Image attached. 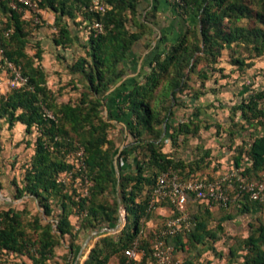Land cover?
Returning <instances> with one entry per match:
<instances>
[{
  "label": "trees",
  "instance_id": "trees-1",
  "mask_svg": "<svg viewBox=\"0 0 264 264\" xmlns=\"http://www.w3.org/2000/svg\"><path fill=\"white\" fill-rule=\"evenodd\" d=\"M92 2L38 1L42 11L55 13L53 41L57 47L72 48L79 41L66 19L78 25L75 18L80 15L89 28L87 42L80 44L84 55L80 54L70 66L71 74L79 76L77 81L82 84L79 97L59 103L48 86L42 48L37 44L33 55L27 51L32 41L26 28L30 21L12 9L8 0L3 1L8 16L0 30L3 49L0 64L8 60L20 67L27 84L0 95V123L4 121L10 129L22 124L28 134L36 133L34 155L22 185L14 182L15 198L37 200L47 217L53 215L54 207L58 214L56 220L35 216L28 221L23 210L0 209V261L13 252L30 261L15 264H48L67 235L74 248V240L83 230L115 228L122 207L127 218L123 228L115 233H102L84 264H109L112 257L122 264L124 250L135 242L144 251L141 262L135 264H155L151 245L157 230H146L155 218L150 200L158 176L172 169L183 180H190L201 177L199 172L210 163L208 154L186 160L165 152L166 140L177 148L181 138L187 141L211 127L221 128L219 124H207L202 107L194 104L209 92H216L209 87L213 78L218 83L216 74H222L225 79L230 77L223 75L225 70L218 67L225 52L228 64L236 69L234 73L242 72L246 76L264 58V0H183L172 8L178 16L190 21L178 35L162 31L159 39L161 29L156 20L159 0L150 3L102 0L104 12L91 11ZM94 21L102 25V32L96 33L91 28ZM9 30L11 33L6 36ZM156 39L157 44L152 45ZM141 47L152 51L132 74L131 55ZM246 93L231 107L230 120L235 122L233 117L240 113L243 122L236 123L240 130L257 125L264 128V84L253 90L247 88ZM185 97L194 108L179 120L175 109L190 108L184 103ZM45 110L52 112L54 119L48 118ZM116 126L121 127L123 141L127 142L118 159L120 178L114 166L120 146L110 137V130ZM79 146L84 149L88 197L79 195L75 183L68 187L57 182L60 174L75 169L71 153ZM130 158L132 166L120 165L122 159ZM233 160L246 180L261 179L264 133L238 148ZM80 174L78 171L75 177ZM236 189L238 192L237 184ZM196 205L188 213L189 231L166 240L175 257L178 252L186 254L182 264H197L208 250L226 258L225 264H264V222L259 220L248 224L247 236L229 238L226 255L216 252L214 247L224 238L228 221L247 219L257 214V210L264 211V206L243 194L232 198L229 205L236 207L235 215L215 218L210 209L212 204L197 200ZM157 207H168L171 211L168 218L177 215L168 201L157 203ZM130 214L136 216L133 223ZM73 217L78 219V230L72 223Z\"/></svg>",
  "mask_w": 264,
  "mask_h": 264
},
{
  "label": "rangeland",
  "instance_id": "rangeland-1",
  "mask_svg": "<svg viewBox=\"0 0 264 264\" xmlns=\"http://www.w3.org/2000/svg\"><path fill=\"white\" fill-rule=\"evenodd\" d=\"M151 0H148V3H150ZM51 13L50 10H46ZM3 17L0 18L1 22H4L2 20ZM25 20L30 21V23L27 25V30L30 32V38L31 43L28 45L27 51L33 55L36 52V45H40V47L43 50V53L48 52L50 60L46 62L48 64V86L55 92L57 96V101L59 103L61 102H68V101H75L80 94V91L82 89V84L78 82L79 76H73L71 74L70 66L74 63L76 58L78 56L84 55V49H82L79 53H72L71 50H65L61 47L58 49L55 47V49L52 51L51 46L49 44L50 40L52 39V36L55 35V29L53 26H48L44 21L46 19H43L41 17V23L35 24L31 18L25 17ZM82 20L81 25V31L82 33L88 32L89 28H87V23ZM70 22V21H69ZM88 39V33L87 37ZM159 39V38H158ZM158 39L155 41L158 42ZM49 40V41H48ZM154 41V42H155ZM154 42L152 45H154ZM157 44V43H156ZM45 47V49H43ZM152 49H146L145 47H141L137 50L135 55H131V61H132V74L137 72V66H139L140 61H145L147 59L146 56H148L151 53ZM55 55L58 56L57 62L54 63V57ZM148 60V59H147ZM261 62H264V58L260 60ZM229 63L228 54L225 52L224 56L221 58V61L218 65V67L223 68L225 71L223 72V75L230 76L229 78L225 79L222 77V74L218 73L216 74V80H218V83H214V78L209 81V87L215 88L216 92L219 91H225L227 89L236 88L239 89L241 87H247L249 89H256L259 86H262L264 84V68L258 73L255 72L253 74H250L248 76L244 75L242 72H236L235 67L231 66ZM1 69L4 71H7L2 64H0ZM8 72V71H7ZM10 78V74L7 73V75ZM1 82V81H0ZM195 86L198 85V82L194 84ZM184 103L190 107V101L188 97L183 98ZM234 101H232L230 98H224L222 102H220L223 105H220V103L214 104L213 107L209 108V112L212 114H215L213 121L206 122L207 124L211 125H220L221 128L218 129L215 127L216 134L218 136L221 135H229L230 131L236 132L241 131L238 126H236V121L234 123H229L226 121V113L228 112L227 109H224V105L227 104H233ZM192 112V107L189 108ZM188 110V109H187ZM189 111V110H188ZM176 112V109H175ZM189 112V113H191ZM231 114V113H230ZM177 115V114H176ZM14 129V128H13ZM13 129H7L6 123L2 121L0 123V195L2 194L3 197H8L10 199V204L7 206L3 203H0V209H8V207L15 208L17 210H23L24 211V219L25 220H32L33 217L37 216L40 218H43L44 220H56L58 211L54 207V212L51 217H47L44 214L43 208L40 206L39 202L35 199H32L31 197H24L21 199L15 198V185L14 182H17L20 186L22 185V180L24 179V175L26 172V168L30 166L31 158L34 155L35 151V139H36V133L28 134L26 129L25 131H15ZM214 129V127H213ZM208 130H204V132H201V135L199 137H192L188 138L187 141H183V138H181L180 145L175 148L172 146V142L170 140H166L164 151L168 153L174 154L176 157L184 158L186 160H194L199 158L201 156V145L194 144V138H201L200 142L204 140V137H207ZM206 133V134H205ZM110 137L116 141L117 145L120 146V149L124 147L127 142L123 141V134L121 133V127L116 126L113 127L110 130ZM133 160L132 158L129 159V161H126L125 159H122L120 161V165L124 168L132 166ZM216 164V163H215ZM216 166V165H215ZM229 171V170H228ZM227 171V172H228ZM226 173V172H225ZM224 173V174H225ZM211 174V175H210ZM199 175L201 176H207L209 179L215 178V173L212 170V167H206L203 171L199 172ZM232 195V194H231ZM233 196V195H232ZM196 200L191 198V200L188 203L187 206V212H191V210L195 209L198 204L196 205ZM123 209V208H122ZM236 207L232 206L229 209L225 210H216L213 212V215L215 218H220L224 214H236ZM124 211V209H123ZM160 218H162L160 221L152 220L147 225V232L149 230H158L162 228L166 215H159ZM158 216V217H159ZM136 216L135 214H130V221L133 223ZM77 218L73 217L74 224H77ZM256 220H259L260 222H264V211L261 213L254 214V216H250L247 219H237L234 220V222H239V226L237 227L238 230H229L228 226H226V232L224 235V238L219 241L214 247L216 248V252L223 253L224 255L227 254L228 245L231 243L230 239L231 237H241V236H247L249 233V223H255ZM152 223V225H151ZM186 257L185 253L178 252L176 255V258L179 260V263L182 264L184 258ZM226 258H220L217 257L213 250L206 251L203 256L199 259L197 264H225ZM15 264V263H14Z\"/></svg>",
  "mask_w": 264,
  "mask_h": 264
},
{
  "label": "built area",
  "instance_id": "built-area-1",
  "mask_svg": "<svg viewBox=\"0 0 264 264\" xmlns=\"http://www.w3.org/2000/svg\"><path fill=\"white\" fill-rule=\"evenodd\" d=\"M9 6L16 11H27L30 14L31 20L35 24L41 23V12L39 8V0H8ZM172 5L181 4L183 0H167ZM91 11L104 12L105 4L102 0H93ZM3 22L0 21V30ZM96 33L102 32V25L94 21L91 27ZM11 31L5 33L8 36ZM3 54V49L0 44V55ZM4 68L11 76L12 88H22L27 84V78L21 73L20 67L5 60ZM1 95V92H0ZM45 115L54 119L52 112L45 110ZM74 159L75 169L64 172L57 178V182L70 187L73 183L79 186V195L81 197L89 196V181L85 174L84 167V149L78 147L71 153ZM81 172L79 177H75V173ZM242 170L236 167L230 169L225 174L209 179L204 176H196L194 179L183 180L181 176L174 170L169 169L161 173L156 181L155 188L152 191L150 200V209H155L156 204L161 201H168L174 212L175 217L167 218L162 226L158 229L154 236L151 245L152 257L155 264H180L179 260L173 255L172 249L167 245L166 240L179 233L189 231L191 222L187 212V206L191 198L204 203L218 206L219 208L227 209L233 199L247 194L249 200L258 202L264 206V173L259 180H246L242 176ZM236 184L239 186L237 192ZM233 196H232V195ZM139 243L135 242L132 247L124 250V262L122 264H135L141 262L144 257V251L138 247ZM8 254H13L9 252ZM0 264H12L6 255Z\"/></svg>",
  "mask_w": 264,
  "mask_h": 264
},
{
  "label": "crops",
  "instance_id": "crops-1",
  "mask_svg": "<svg viewBox=\"0 0 264 264\" xmlns=\"http://www.w3.org/2000/svg\"><path fill=\"white\" fill-rule=\"evenodd\" d=\"M3 1L5 0H0V18L6 21V18L8 16V13L6 12ZM22 14L23 18L25 17H30V14L27 11H17ZM41 17L43 19H46L44 23L48 26H53L54 27V22H55V13L51 11L48 12L46 10L41 12ZM81 16L78 15L75 18V22L78 23V25H75L71 20L66 19L68 24L71 26L73 29V32L75 35L79 36V41L75 46L72 48H67L65 50H71L72 53H79L82 48L80 47V44L86 43L87 42V32L82 33L81 31ZM157 23L159 28L161 29L160 33L163 32H168L173 36L178 35L182 28L190 21L181 18L180 16L177 15L176 11L172 8V4H170L167 0H159V9L157 12ZM70 21V22H69ZM55 29V27H54ZM56 31V29H55ZM56 34V32H55ZM54 36H52V39L50 40L49 44L51 46V50L53 51L55 47H57L53 41ZM161 37V34H159V37ZM49 41V40H48ZM60 49L59 47H57ZM45 49V47H43ZM54 52V51H53ZM48 52L43 53V59H42V65L44 66L46 71L48 70V62L50 60ZM58 56L55 55L54 57V63L55 61L57 62ZM1 66V65H0ZM264 68V62L258 61L254 64L252 69L250 70L249 74H253L255 72H260ZM7 71H4L0 67V92L1 94L5 95L7 94L12 88V79L11 76L10 78L7 75ZM264 82V81H263ZM246 87H241L239 89L236 88H231L230 90L227 89L225 91H219V92H209L206 94L203 98H201L197 103L194 105H199L202 107V117L205 118L208 121H213L215 114H212L209 112V108L211 104H216L218 102H222L224 98H230L233 102V104L225 105L223 108L227 109L226 113V121L229 123H234L230 120L231 116V107L238 102L243 96H246L247 88ZM191 105V103H190ZM194 105H192L194 108ZM191 107V106H190ZM208 107V109H207ZM189 110V111H188ZM181 109L178 108L176 111L177 118L179 120L183 119L185 114H189L191 112L190 109ZM233 117V116H232ZM236 123H241L243 122L241 119V114L238 113L237 117H233ZM6 128L10 129L8 127V124L6 123ZM14 128V129H13ZM12 129L14 132L17 131H25V126L22 124H17L13 127ZM204 132V131H203ZM215 127H211L207 133V137H204L201 142V138H194V144L201 145L202 147L201 150V156L208 154V160L210 161L209 167H212V170L215 173V178L223 175L225 172L228 170L236 167L234 163V155L236 154V150L238 148H241L242 146H247V144L252 140L253 136L256 135H261L264 133V128L257 125L255 128H248V130H241V131H236L234 132L235 134L233 136L229 135H221L218 136L216 133ZM205 133V134H206ZM200 157V156H199ZM216 163V164H215ZM216 165V166H215ZM211 175V174H210ZM207 177V176H206ZM10 199L8 197H3L2 194L0 195V203H3L5 205H9ZM1 205V204H0ZM9 208V207H8ZM211 211L214 212L216 210H220L218 206H211L210 207ZM222 210V209H221ZM259 213V210H257ZM159 215H166V219L171 215V211L168 207H157L155 208V218L154 220L160 221L162 218H160ZM159 216V217H158ZM165 219V220H166ZM151 222V221H150ZM72 223L73 218H72ZM75 225V230L79 229V224H74ZM118 225V224H117ZM152 225V223H151ZM226 226H228L229 230H238L237 227L239 226V222H230L228 221ZM116 228V227H115ZM107 229V228H104ZM102 229L101 231H95V232H88V231H81L79 233V238H76L74 240V243L76 244L74 248H71L70 242L71 238L69 235H67L62 241V244L55 249V255L54 257L49 261L48 264H84L85 260L88 258L91 250L95 247L97 244L98 240L101 237V234L106 232ZM114 229V228H113ZM110 233H115L117 231H111L107 229ZM119 231V230H118ZM8 259L12 264L14 263H21L23 261L30 263L29 259L26 256H18L15 253L13 254H7ZM109 264H117V259L115 257H112L109 261Z\"/></svg>",
  "mask_w": 264,
  "mask_h": 264
},
{
  "label": "water",
  "instance_id": "water-1",
  "mask_svg": "<svg viewBox=\"0 0 264 264\" xmlns=\"http://www.w3.org/2000/svg\"><path fill=\"white\" fill-rule=\"evenodd\" d=\"M159 34H161L159 32ZM157 41L154 42V44H156ZM142 60L140 61L139 63V68L142 66ZM121 83H119L118 85H120ZM124 147H122L119 151V153L116 155L115 157V160H114V166H115V171H116V174L118 175V177L120 178V169H119V165H118V159H119V156H120V153L121 151L123 150ZM119 203H120V206H121V199H119ZM126 213L125 211H123L122 207L120 209V218H119V222H118V225L116 226V228L114 229H109L111 231H118L120 230L121 228H123L124 224L126 223ZM104 231H107V229H104Z\"/></svg>",
  "mask_w": 264,
  "mask_h": 264
}]
</instances>
